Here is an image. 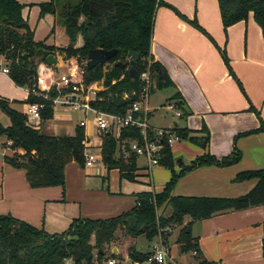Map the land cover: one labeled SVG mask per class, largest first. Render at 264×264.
Returning <instances> with one entry per match:
<instances>
[{"label":"trees","instance_id":"obj_1","mask_svg":"<svg viewBox=\"0 0 264 264\" xmlns=\"http://www.w3.org/2000/svg\"><path fill=\"white\" fill-rule=\"evenodd\" d=\"M217 4L224 32L228 27L246 21L251 15L264 38V0H217ZM159 6L172 9L212 41L195 20H187L159 0H66L59 9L54 0H44L37 4L39 17L57 15L68 41L64 48L46 46L34 41L33 31L22 17L23 5L18 0H0V57L7 63L10 80L16 86L28 90L34 88L37 67L42 63L31 61L37 49L60 52L64 59L74 58L83 72L85 85L99 81L103 83L104 89L94 93L89 105L101 112L124 116L143 92L145 83L141 80L142 73H149V92L172 86L162 66L153 61L150 54L154 14ZM78 38L81 45L76 47ZM95 49L116 50L117 54L103 67L96 66L88 70V52ZM129 52L138 55L133 78L128 76ZM222 56L233 75L224 51ZM118 63L125 67L122 68ZM161 71L164 73L163 78ZM239 87L242 89L240 84ZM168 102H175V106L182 109L177 94L171 96ZM25 103H43L45 107L41 111L40 121L52 119L53 109L49 102L29 94ZM0 111L9 120L6 127L0 124V136L11 144L7 147L11 154L4 155L3 161L12 169L22 170L29 187L63 188L65 166L74 162L84 167L86 146L83 127L77 126L72 136H51L31 126L24 113L12 108L11 103L2 98ZM259 121L258 131L264 133V123L261 119ZM171 130L180 139L188 140L204 152L189 165L180 166L179 172L175 173L171 148L163 141L158 166L170 169L171 177L160 193L136 194L135 206L114 218L75 219L61 234L50 235L24 221L0 215V264H65L68 260L72 264H86L94 253L98 258L105 256L107 247L116 240L118 231L127 238H143L148 243L160 236L163 243L168 245L171 234L164 232L165 228L177 229L175 243L179 254L190 253L191 264H216L202 257L197 238L192 236L193 223L218 213L264 205V169L242 171L235 175L233 183L256 181L248 193L237 198L173 196L174 186L184 174L203 166L225 168L235 165L240 160V153L233 151L226 157L216 159L207 152L208 133L204 127L201 130L203 137L193 136L191 134L194 133L187 129ZM100 139V153L106 171L116 170L121 180L134 182L139 171L137 157L130 153L124 158L122 151L129 149L131 141L142 142L139 129L124 128L118 138L113 133L103 132ZM147 139L155 141L156 134L149 130ZM127 251L132 262H142L149 255V252H141L135 246L128 247ZM192 252H196V255L192 256Z\"/></svg>","mask_w":264,"mask_h":264},{"label":"crops","instance_id":"obj_2","mask_svg":"<svg viewBox=\"0 0 264 264\" xmlns=\"http://www.w3.org/2000/svg\"><path fill=\"white\" fill-rule=\"evenodd\" d=\"M30 1L18 0L23 5L22 17L33 31L34 41L46 46L66 47L67 38L62 36L61 30L55 25L52 41L36 40L28 13L33 4L37 5L44 0H34L33 3ZM159 1L174 8L187 20H195L213 42L172 9L159 6L155 10L150 54L153 61L162 66L167 79L172 83L171 87L166 88L169 90L163 97L165 104L161 105L166 114L160 115V119L166 120L170 111L164 107L174 94L180 96L182 109L180 117L171 113V121L164 126L153 122L149 129L153 132L187 129L194 133L191 135L203 137L201 130L204 127L208 133L207 152L210 155L221 159L233 151L240 153V160L235 165L225 168L203 166L189 172L182 179L185 188L180 193L172 191V195L197 198L243 196L256 181L233 183L235 175L242 171L264 169V133L258 131L259 119L264 123V38L261 29L249 15L246 21L236 23L224 32L217 0ZM36 8L39 20V8ZM80 45L81 40L78 38L75 46ZM222 51L225 52L233 75L223 61ZM55 60L54 67L60 69L66 66V72L71 65H78L74 58L64 59V55L59 52H55ZM42 64L46 65L42 62L38 67ZM4 66L7 63L0 57V68ZM89 85L94 91L89 95L90 100L95 92L104 89L102 81ZM153 92H149L147 101L148 121L154 119L152 111L158 110V106H149ZM0 98L11 103L15 110L24 113L27 91L16 86L1 72ZM16 106H21L22 110H18ZM55 109L52 119L39 121L35 128L42 131L45 127L50 130ZM74 111L84 115L77 126L80 121L85 120V151L101 155V132L96 129L94 136L87 129L88 113L91 115L92 126L94 125L91 112ZM61 118H57L56 124L66 127L67 122ZM2 138L0 215L24 221L50 235L65 232L75 219H110L129 212L135 206L136 194L143 191V184L152 180L150 172L145 176L141 171H137L134 182L121 180L116 170L106 171L101 158L94 169L82 168L74 162L67 164L64 168L63 188L32 189L22 170L12 169L4 163L3 157L9 153L4 146L6 139ZM190 148L195 151L194 156H200L204 152L196 146ZM140 158L143 159L136 158L139 170L137 163ZM193 159L194 157L189 158L185 165H189ZM143 161L142 168H146L145 160ZM177 164L183 165L182 160H177ZM112 172L116 175L110 177ZM97 179H101L103 183L106 181L108 186L111 182H118V190L113 191L109 186L108 190L111 192H105L103 188H99ZM123 183L127 184L126 192L121 188ZM191 232L197 238L202 257L207 261L216 264H264V205L215 214L209 219L194 222ZM112 251L119 254L116 248Z\"/></svg>","mask_w":264,"mask_h":264},{"label":"built area","instance_id":"obj_3","mask_svg":"<svg viewBox=\"0 0 264 264\" xmlns=\"http://www.w3.org/2000/svg\"><path fill=\"white\" fill-rule=\"evenodd\" d=\"M54 68V66L44 64L37 67V78L34 88L31 90L24 88L27 91V96L31 94L49 102L52 109L64 107L82 112H91L92 122L97 131L101 133H113L116 138L119 137L121 130L124 128L135 127L139 129L142 142L131 141L129 149L122 151L124 158L128 157L130 153L136 157H142L145 160L146 168L151 169L158 166L163 141L171 148L174 143L181 140L172 130H158L154 132L156 134L155 141H149L147 139V132L150 130L148 125L149 109L147 101L151 86L148 72L141 74V80L144 81L145 86L139 100L131 105V109L124 116H118L95 110L89 105V95L94 91L90 85L84 84L83 72L78 65H71L66 74H58ZM0 72L8 76L9 68L4 66L0 68ZM44 107L45 105L43 103L25 104L24 115L26 116L27 122L34 128L37 127V123L40 121V114ZM164 108L172 112L175 117L181 116V112L175 106V102H168ZM79 126L84 127L85 120L80 121ZM10 145V142L6 141L5 147L7 148ZM100 161V154L84 151L85 169H94ZM163 231L172 234L174 230L165 228ZM150 247L148 257L142 262H132L127 256L122 258L118 257L112 251L111 254L115 256L105 255L102 258H98L96 253H94L93 258L86 264H125V261H128L127 264H173L171 248L163 243L160 236L156 237L150 243ZM191 255L195 256L196 252H192ZM65 264H72V262L68 260Z\"/></svg>","mask_w":264,"mask_h":264},{"label":"rangeland","instance_id":"obj_4","mask_svg":"<svg viewBox=\"0 0 264 264\" xmlns=\"http://www.w3.org/2000/svg\"><path fill=\"white\" fill-rule=\"evenodd\" d=\"M30 2H34V0H31ZM56 8L59 9V7L66 2V0H54ZM37 5L33 4L30 7L29 10V15H28V19H29V24L31 26V28L33 30H35L34 33V37L36 38V40L38 41H45V42H50L53 39V32L52 29L54 27V25L58 28V30H61L62 32V36L65 38L66 36L64 35V32L62 31L61 26L58 23V17L57 15H48L45 16L43 18H39V20L37 19ZM60 53V52H59ZM80 68V66H78ZM56 70V72L58 74H66V66L59 68H54ZM81 69V68H80ZM169 89H165L163 92H161L158 89H154V92L152 94V96L149 99V106H158V110L157 111H152V114L154 116L153 120H149L148 121V125L152 124L153 122L157 125H162L164 126L166 124V122L171 121L172 119V112H168V116L166 118V120L160 119V115H165V111L163 109V107H161L162 104H165V99H163V97H165V93H167ZM15 108H17L18 110H22L21 106H16ZM58 117H62L61 119L65 120L67 122V126L66 127H60V125L56 124L57 122V118ZM84 117V115L80 112L74 111L70 108H61V107H57L55 109V117L53 120H51L50 122V126L51 129L47 130L45 129V127L42 128V132L44 134L47 135H51V136H63V135H70L73 134V130L75 128V126L78 125V121L80 119H82ZM86 119H87V124L88 127L87 129L89 130V133L94 134L95 136V132H96V128L91 123V115L88 113L86 115ZM178 121V120H177ZM0 123L4 126H8L9 125V120L8 118L0 111ZM1 139H3L2 137H0V141ZM196 145L192 144L191 142H189L188 140H181L179 142L174 143L171 146V153H172V157L175 159L174 160V164H173V171L175 173H178L180 170V166H183L186 164V162L189 161V158L194 157V159L197 156H194L195 151L192 150V148L190 147H195ZM198 147V146H196ZM7 151V153L11 154L10 149H5ZM182 160L183 165H178L177 164V160ZM193 159V160H194ZM138 166L140 168L139 171L143 172V174L145 176H148L149 172L152 175L151 178L152 180H150V183H145L143 184V191L142 192H151V193H160L161 190L163 189L162 187L169 181L170 177H171V171L170 169H167L163 166H155L153 168H151L150 170L147 168H142L144 161L143 159L140 158V160L138 161ZM189 173V172H188ZM186 173V174H188ZM184 174L176 183V185L174 186L173 189V193H180V191H182L183 188H185L184 184L182 183V179L184 178V176L186 175ZM116 175V173H110V177ZM148 178V177H147ZM113 180V179H112ZM196 181V179L194 180V182ZM96 182L99 184V188H103L105 192H108L112 189L113 191L118 190V182H114V183H110V189L108 190L109 186L107 185V182L105 181L104 183L101 182V179H97ZM166 182V183H165ZM132 186L133 184H128V186ZM102 186V187H101ZM55 187H59V186H55ZM126 187L127 184L123 183L121 188L126 192ZM134 187V186H133ZM62 188V187H60ZM129 188V187H128ZM131 189V187H130ZM141 193V192H140ZM138 194V193H137ZM168 213V211H167ZM177 230V229H176ZM174 230L168 240V246L171 248V258L173 259V264H191L192 263V259L190 257V253L188 254H179L177 245L175 243L176 240V236H177V231ZM130 246H135V248L141 252H149L150 251V243L146 242L143 238H137V239H130L125 237L121 231H118L116 233V240L114 242H112L109 247H107L106 249V256L110 255L112 250L114 248H116L118 250L117 256L118 257H124L128 255V247ZM128 261H125V264H127Z\"/></svg>","mask_w":264,"mask_h":264},{"label":"water","instance_id":"obj_5","mask_svg":"<svg viewBox=\"0 0 264 264\" xmlns=\"http://www.w3.org/2000/svg\"><path fill=\"white\" fill-rule=\"evenodd\" d=\"M117 54L116 50L112 51H105L102 49H95L90 50L88 52V59L86 62V68L88 70L100 66L103 67L106 65L111 59L115 57ZM128 57L130 59V67L128 69V76L130 78H133L136 74V60L138 58V55L134 52H129ZM33 63H37L38 61L44 62L48 66H54L55 65V53L52 51H48L45 49H37L35 52L34 57L31 59ZM117 65H120L122 68L125 67L124 64L118 63ZM162 78L164 77L163 71H161Z\"/></svg>","mask_w":264,"mask_h":264}]
</instances>
